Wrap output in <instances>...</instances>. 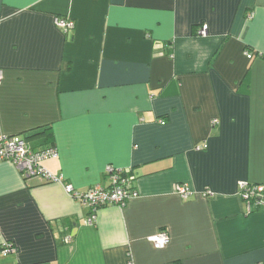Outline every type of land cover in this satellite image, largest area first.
Masks as SVG:
<instances>
[{"label": "crops", "instance_id": "obj_1", "mask_svg": "<svg viewBox=\"0 0 264 264\" xmlns=\"http://www.w3.org/2000/svg\"><path fill=\"white\" fill-rule=\"evenodd\" d=\"M0 68V132L53 143L78 191L107 165L139 191L87 224L62 183L0 161V264H264V206L240 195L264 184V0H0Z\"/></svg>", "mask_w": 264, "mask_h": 264}, {"label": "built area", "instance_id": "obj_2", "mask_svg": "<svg viewBox=\"0 0 264 264\" xmlns=\"http://www.w3.org/2000/svg\"><path fill=\"white\" fill-rule=\"evenodd\" d=\"M55 23L64 31L74 29L76 26L75 20L70 17L57 16ZM206 32V27H202L198 31L199 34H206ZM246 55L248 58L254 56L251 51H247ZM3 77L4 71L0 68V84L3 81ZM58 154V149L55 146L33 149L23 137L0 132V161L12 162L26 177L40 175L47 181L62 183L70 196L81 200L91 207V214L86 219L87 224L94 223L97 211L101 207L111 204L122 206L128 199L139 195L136 187L137 175L135 173L126 175L131 169H119L113 165H107L105 169L106 175L111 182L109 187L96 184L86 191L76 190L71 183L64 181L62 175L54 174L45 166V160L57 157ZM177 192L184 198H188L192 194V191L185 184H178ZM240 195L250 208L264 206V184L249 183L242 180L240 181ZM169 239V232L166 229L148 237V240L156 248L165 247ZM13 251H16L13 243L5 242L3 244L2 253L4 255Z\"/></svg>", "mask_w": 264, "mask_h": 264}, {"label": "trees", "instance_id": "obj_3", "mask_svg": "<svg viewBox=\"0 0 264 264\" xmlns=\"http://www.w3.org/2000/svg\"><path fill=\"white\" fill-rule=\"evenodd\" d=\"M49 146H54V144H53V143H49V144L45 145L43 148H45V147H49ZM31 148H32V147H31ZM132 173H134V170L131 168V170L129 171V173H126V175H128V174H132Z\"/></svg>", "mask_w": 264, "mask_h": 264}]
</instances>
